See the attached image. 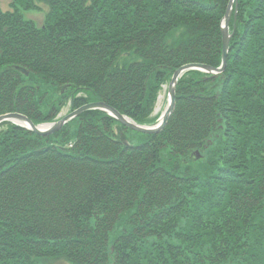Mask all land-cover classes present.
Masks as SVG:
<instances>
[{
	"label": "trees",
	"instance_id": "obj_1",
	"mask_svg": "<svg viewBox=\"0 0 264 264\" xmlns=\"http://www.w3.org/2000/svg\"><path fill=\"white\" fill-rule=\"evenodd\" d=\"M229 3L11 0L0 115L105 102L151 124L177 68L220 66ZM234 5L224 71L185 72L158 133L101 110L47 136L0 123V264H264V0Z\"/></svg>",
	"mask_w": 264,
	"mask_h": 264
},
{
	"label": "rangeland",
	"instance_id": "obj_2",
	"mask_svg": "<svg viewBox=\"0 0 264 264\" xmlns=\"http://www.w3.org/2000/svg\"><path fill=\"white\" fill-rule=\"evenodd\" d=\"M235 1H237V0H235ZM235 1H234V3H235ZM10 3H11V0H0V6H1V8H2V10H4V11H7V10H10L11 9V7H10ZM39 6H40V10H30V11H23V13H24V16H25V18H27V19H32V20H34L38 25H42L43 24V22H44V18H45V14H46V12L48 11V7L46 6V5H44V4H39ZM234 7H235V5L233 4V9H234ZM233 9H232V13H233ZM232 13H231V16H232ZM225 17V16H224ZM235 17H236V12H235ZM230 21H231V18H230ZM224 26V18H223V21H222V27ZM229 33L231 34V37H232V33L230 32V23H229ZM188 64H190V63H188ZM187 64V65H188ZM193 64H203V63H193ZM204 65H206V66H208V67H211V66H209V65H207V64H204ZM213 68V67H212ZM190 70H199V71H204V70H201V69H198V68H191V69H188V70H186V72L187 71H190ZM215 71V69L213 68V71H209V72H207V71H204V72H207V73H211V74H219V73H221V71H217V72H214ZM214 72V73H213ZM223 72V71H222ZM174 75V74H173ZM173 77V76H172ZM179 79V78H178ZM178 79H177V82H178ZM171 81H172V78H171V80H170V82L168 83V84H165L164 85V87H163V90L160 92V94H159V96H158V99H157V102H156V105H155V108H154V111H153V113H152V115L154 116V117H156L157 116V119L153 122V123H151V124H139V123H137V122H135L134 120H132L131 118H129L128 116H125V115H123V114H121L120 112V114L121 115H123L126 119H127V121H129L130 123H132V124H134V125H137V126H140V127H144V128H151V129H158L160 126H161V124H162V121H163V118H164V115H165V111H166V109H167V107L170 105V102H171V97H170V99L168 98V97H165L164 99H163V101H162V103H159V99H160V96L161 95H163L164 94V91H165V87H169V85H171ZM177 82H176V84H175V87H174V92H175V95H176V85H177ZM174 85V84H173ZM169 89H170V87H169ZM168 89V90H169ZM167 96H168V94H167ZM92 103H96V102H89V103H86V104H84V105H82L81 107H83V106H86V105H89V104H92ZM105 103V102H104ZM175 104H174V109H175V105H176V98H175V102H174ZM105 104H107V103H105ZM108 106H110L109 104H107ZM81 107H79V108H81ZM110 107H112V106H110ZM159 107V108H158ZM79 108H77V109H74V110H71V103L69 102V103H67V104H65L63 107H62V109H61V111H60V113L57 115V118L55 119V120H53V121H50V122H44V123H41V124H35L36 126H41V125H48V124H51V126L50 127H52L53 126V124H56L57 122H59L62 118H64L65 116H67V115H69V114H71V113H73V112H75L76 110H78ZM113 108V107H112ZM113 109H115V108H113ZM174 109H173V111H174ZM89 110H99V109H86V110H83V111H81L78 115H76V116H74V117H72L71 119H69V120H67V121H65L60 127L58 126V128H57V130L56 131H59L66 123H68L70 120H72L73 118H75V117H77V116H79L80 114H82L83 112H86V111H89ZM116 110V109H115ZM101 111H103V112H105V113H107V114H109L110 116H112V117H114L120 124H122L123 126H126L124 123H122L119 119H118V117L114 114V113H112V112H106V111H104V110H101ZM117 111V110H116ZM173 111H172V113H173ZM118 112V111H117ZM11 113H18V112H11ZM172 113L170 114V116L172 115ZM22 114V113H21ZM3 115H6V114H3ZM0 116H2V115H0ZM27 116V115H26ZM169 116V117H170ZM28 117V116H27ZM169 117H168V119H169ZM29 118V117H28ZM30 119V118H29ZM168 119H167V121H168ZM31 120V119H30ZM32 121V120H31ZM167 121H166V123H167ZM33 122V121H32ZM2 123V122H1ZM166 123H165V125H166ZM17 125H19V126H22V127H24V125L22 124V123H17ZM165 125H164V127H165ZM126 127H128V126H126ZM163 127V128H164ZM24 128H26V129H28V130H31L30 128H29V126L27 125L26 127H24ZM121 127L119 126H117V132H120V129ZM128 128H130V127H128ZM163 128H161L160 130H158V131H155V132H151V133H145V132H141V133H145V134H154V133H158L159 131H161ZM131 130H134V129H132V128H130ZM32 131V130H31ZM134 131H137V130H134ZM55 132V131H54ZM138 132H140V131H138ZM34 133H36V132H34ZM36 134H39V133H36ZM50 134H53V132H51V133H49V134H47V135H50ZM127 134V136L125 137L126 139L128 138V139H130L131 138V134H129L128 132L126 133ZM39 135H43V134H39ZM47 135H43V136H47ZM121 137L124 139V136L123 135H121ZM125 139V141H124V143H127V140ZM133 143H135V142H133ZM47 264H68L64 259H55V260H50V261H48L47 262Z\"/></svg>",
	"mask_w": 264,
	"mask_h": 264
},
{
	"label": "water",
	"instance_id": "obj_3",
	"mask_svg": "<svg viewBox=\"0 0 264 264\" xmlns=\"http://www.w3.org/2000/svg\"><path fill=\"white\" fill-rule=\"evenodd\" d=\"M234 1L235 0H230L226 15L224 17V26L222 27V32H223V60L222 61H223V65H222V67L220 69H217V71H222V69L226 65V59H227V54H228V51H229L230 38H231V34L229 33V23H230V18H231V13H232ZM191 68H198V69H201V70H204V71H207V72H209V71L211 72L210 67H208V66H206L204 64H188V65L183 66L180 70L175 72V74L172 77L171 85L173 86V84H174V86H175V84L177 82V79H178V76L181 73V71L188 70V69H191ZM18 69L25 72V70L23 68H21V67H18ZM26 74H27V72H26ZM170 94H171L170 105L167 107V109L165 111V115H164L163 121H162V124H161V126L158 129L144 128V127H140V126L134 125V124L130 123L129 121H127V119L123 115H121L119 112H117L115 109H113L112 107L108 106L104 102H96V103H92V104H89V105H86V106H83V107L79 108L75 112L65 116L64 118H62L56 124H53V126L50 127L49 129H47V131L41 130V129L38 130L37 126L34 125V123L26 115L21 114V113H9V114H6V115H2V116H0V123L5 121V120H11L12 118L19 119L21 121H24L25 124H28L29 128L32 131L34 130L33 132H36V133H39V134H43V135H47V134H49L51 132L56 131L58 126L60 127L65 121H67V120L71 119L72 117L78 115L81 111L86 110V109H99V110H104L106 112L114 113L122 123H124L126 126L132 128L134 130H137V131H140V132H145V133H151V132L158 131V130H160L161 128L164 127L168 117L170 116V114L172 113V111L174 109V104H175L174 103L175 102L174 89L170 90ZM26 126L27 125H24V127H26Z\"/></svg>",
	"mask_w": 264,
	"mask_h": 264
},
{
	"label": "bare ground",
	"instance_id": "obj_4",
	"mask_svg": "<svg viewBox=\"0 0 264 264\" xmlns=\"http://www.w3.org/2000/svg\"><path fill=\"white\" fill-rule=\"evenodd\" d=\"M222 36H223V32H222ZM230 40H231V38H230ZM227 55H228V54H227ZM222 60H223V52H222ZM190 64H193V63H190ZM226 64H227V59H226ZM185 65H187V64H184V65H182L181 67L177 68V69L174 71V74H175L176 71L180 70V69H181L183 66H185ZM222 65H223V61L221 62V64H220L219 67L214 68V69H215L214 72H217V69H220V68L222 67ZM225 67H226V65L224 66V68L222 69V71H224ZM210 70L213 71V68L210 67ZM222 71H221V72H222ZM185 72H186V70L181 71V73L179 74L178 78H180ZM214 72H213V73H214ZM215 75H216V74H215ZM169 87H170V89H169ZM169 87H168V88L165 87L164 94L160 96L159 103H162V101H163V99H164L165 97H168V98L170 99V97H171L170 90H171V89H174L175 86H174V85H173V86H172V85H169ZM168 89H169V90H168ZM167 94H168V96H167ZM175 97H176V95L174 96V99H175ZM158 108H159V107H158ZM10 113H11V112H10ZM6 114H9V113H6ZM5 121H10V122L15 123V124H17V123H22V124H24V125H28V124H25L24 121H21V120H19V119H15V118H12L11 120H5ZM34 125H35V124H34ZM28 126H29V125H28ZM50 126H51V124H48V125H41V126H39V127L37 126V129H38V130L41 129V130H45V131H47V129H49ZM33 131H34V130H33Z\"/></svg>",
	"mask_w": 264,
	"mask_h": 264
}]
</instances>
